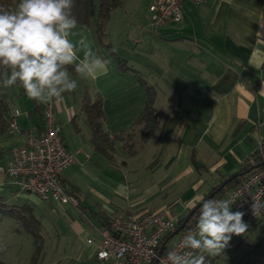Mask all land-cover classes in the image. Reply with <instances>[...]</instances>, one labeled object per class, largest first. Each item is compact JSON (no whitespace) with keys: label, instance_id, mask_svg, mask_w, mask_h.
I'll return each mask as SVG.
<instances>
[{"label":"crops","instance_id":"0c3cea01","mask_svg":"<svg viewBox=\"0 0 264 264\" xmlns=\"http://www.w3.org/2000/svg\"><path fill=\"white\" fill-rule=\"evenodd\" d=\"M123 1L121 8H131L128 10L134 18L130 25L133 29L121 35L116 44L112 13L106 27L107 39L116 53L157 90L154 105L162 118L152 133L158 142L157 150L150 155L152 160L128 157L122 142L117 141L114 162L110 163L95 152L89 128L85 124L81 128L75 123L73 126L77 112H81L84 88L92 99L100 95L104 128L111 135L129 130L147 99L133 70L119 69L96 42L93 28L76 27L74 41L87 37L93 51L111 61L108 74L96 79L72 73L80 83L79 89L75 95L67 93L64 97H78L79 111L64 99L53 102L64 146L75 155L74 163L60 180L68 189L77 191L86 216H81L76 207L71 213L66 204H44L36 195L19 190L0 172V197L11 205L31 208L40 223V234L43 214H38L36 207L47 206L45 211L53 219L63 220L77 245L75 251L80 258L74 264H105L96 259L95 244L88 243L89 239L100 241L104 218L166 211L177 221L195 210L215 186L224 184L264 142V0H203L199 4L186 0L182 20L158 29L151 26L149 6L153 0ZM78 55L82 57V53ZM140 67L146 72H141ZM147 75H155L154 83L148 81ZM7 90L12 92L14 87H6L8 94ZM21 97L20 106H10V114L15 109L22 112L16 119L17 129L10 128L0 136L1 144L8 143V137L12 142L7 145L6 165L0 164L4 169L11 162L12 147L43 133L40 116L32 113L33 100L25 93ZM11 130L15 133L12 136ZM120 185L124 187L117 194ZM227 193L219 199H227ZM92 212L98 215L96 219ZM99 217L103 220L99 221ZM256 224L263 225L264 219ZM256 224L232 239L244 240L260 226ZM174 241H168V247ZM203 255L206 261V253Z\"/></svg>","mask_w":264,"mask_h":264},{"label":"clouds","instance_id":"9594fccd","mask_svg":"<svg viewBox=\"0 0 264 264\" xmlns=\"http://www.w3.org/2000/svg\"><path fill=\"white\" fill-rule=\"evenodd\" d=\"M73 7L74 0H19L15 10L0 6V81L4 87L19 83L37 103H60L64 93L78 86L72 72L92 79L108 74L111 61L98 56L87 37L72 39L78 23ZM123 187L118 186L117 194ZM32 200L38 202L35 197ZM233 203L202 200L195 229L182 240L185 249L194 251H169V264H205L204 253L219 255L233 235L244 234L248 228L245 213L231 211ZM259 207L264 205L253 200V214Z\"/></svg>","mask_w":264,"mask_h":264},{"label":"built area","instance_id":"2783aa9c","mask_svg":"<svg viewBox=\"0 0 264 264\" xmlns=\"http://www.w3.org/2000/svg\"><path fill=\"white\" fill-rule=\"evenodd\" d=\"M184 1L153 0L149 6L153 29L168 22L179 23ZM190 1L199 4L203 0ZM21 114L20 110H14L11 129H17L16 119ZM43 119L44 132L27 137L21 146L12 147L11 162L5 169L0 167V172L6 174L19 190L36 195L46 205L56 203L76 207L77 200L66 193L60 183L62 173L74 163L75 155L64 146L53 103L45 104ZM227 200L234 202L231 211L245 213L243 220L248 226L264 219V207H259L255 214L251 208L253 200L258 205H264V164L229 190ZM175 223V217L166 211L115 216L109 229L99 231L100 241L94 243L93 239H89L88 243L95 244L96 259L105 264H150L154 260L159 264H169V251L180 254L194 251L185 249L182 240L190 230L195 229L196 224L180 234L169 249L160 247L161 240L174 229ZM198 253L195 252L196 255Z\"/></svg>","mask_w":264,"mask_h":264},{"label":"trees","instance_id":"16d2710c","mask_svg":"<svg viewBox=\"0 0 264 264\" xmlns=\"http://www.w3.org/2000/svg\"><path fill=\"white\" fill-rule=\"evenodd\" d=\"M186 1V0H185ZM19 0H0V6H3L9 10L16 5H18ZM123 6V0H74V7L72 9L73 15L77 19V27L80 28H93L94 37L96 42L104 48L107 53L112 57V59L117 63L118 67L122 71H132L134 75L138 78L141 85L147 93V99L142 113L135 120L132 127L127 131H119L114 134H110L104 128L105 115L102 108V99L100 95L95 98H91L87 89L84 88L81 97V113H83L85 122L90 131V142L96 153L106 158L108 162L113 163L114 157L113 153L115 150V143L117 141L122 142V149L130 156L135 155L147 142L148 137L154 131H156L161 123L162 113L154 105L157 95V90L155 86L150 85L144 80L134 69H132L127 61L120 57L113 46L107 39L106 27L110 21L112 11L118 7ZM95 22L94 27L91 25ZM71 71V69H70ZM75 74L74 72H72ZM77 88L72 92L79 89V81ZM18 86L19 83H17ZM21 87V86H20ZM6 87L2 85L0 81V136L7 134L10 129V123L13 119V113L10 114V105L8 104L9 97H6L5 93ZM22 94L25 93L24 89L21 87ZM64 93V94H67ZM77 93V92H76ZM34 110L43 123L44 132V119H43V109L45 104L37 103L33 100ZM74 121V120H73ZM42 134V133H41ZM40 134V135H41ZM264 164V142L255 148V150L250 153L246 159L241 164L240 168L233 173L224 184H219L215 186L211 192L205 196V199H219L221 196L233 189L236 185L242 182L248 175L260 169ZM60 183L66 193L71 195L77 200V206L81 216L85 217L83 210L81 209V204L78 200L77 191L75 189H68L60 180ZM204 200V199H203ZM201 204V203H200ZM199 204V206H200ZM199 206L195 210H190L188 214L177 220L175 227L172 231L166 234L160 242V247L163 246L165 250L169 249L167 243L170 240H177L180 234L190 229L193 225L197 223L199 216ZM0 215L2 216H13L18 218V220L25 226L29 231L32 232L34 237L41 238V234L34 232V226L39 227V222L33 215L31 208L21 205L15 206L5 202L0 197ZM98 215L92 212V218L96 219ZM99 221L103 218L99 217ZM112 219L104 218V223H102L103 228H110ZM37 227V228H38ZM102 228V229H103ZM39 230V229H38ZM178 231V232H177ZM174 241V243H175ZM0 264H7L0 261ZM31 264H38L37 259L33 258ZM150 264H159L155 260ZM205 264L207 262L205 261Z\"/></svg>","mask_w":264,"mask_h":264},{"label":"rangeland","instance_id":"374dc122","mask_svg":"<svg viewBox=\"0 0 264 264\" xmlns=\"http://www.w3.org/2000/svg\"><path fill=\"white\" fill-rule=\"evenodd\" d=\"M16 7L17 5L14 6L12 10H15ZM121 7L114 9L112 12V28L114 38H116L114 39L116 40V44L121 41V35L133 29L130 25L133 23L134 18L130 10H128L131 8H127L128 6L125 8ZM94 24L95 22L93 21L91 25L94 27ZM120 31L124 33L120 34ZM138 69L143 73L146 72L141 67ZM76 78L77 77H74L73 79ZM147 79L149 82L154 83L156 77L155 75H147ZM11 87H14V90H12V92L11 90H7L8 94L6 95V97H9L8 104L11 107L13 105L20 106L22 100L21 87L17 84ZM64 100L72 103L73 108L79 111L78 97L71 98V96H65ZM74 123L80 126V128L81 126L83 127L84 124L87 126L83 113L80 111L77 112L76 118L72 123L73 126ZM14 134V131L11 130L10 136ZM8 140L12 143L11 138L9 139L8 137ZM8 143L5 142L1 144L0 142V146L2 147V149H0V164L6 165L5 158L8 155ZM157 148L158 142L155 140V136L151 134L146 144L135 156H139L141 161H150L152 160L150 155H152ZM135 156L128 155V157L131 158ZM66 207L71 213H74V210L76 211V208L71 204H66ZM46 209L47 206L43 208V205L36 207V212L38 214H43V227L42 230H40L41 238H38V236L35 238L32 232L23 226L18 218L0 215V261L7 264H31L32 259L36 258L38 264H74L80 258L78 256L79 253L75 251L77 245L72 242L74 237L71 233H67L68 230L63 220L60 219V221H57L53 219V217L45 211ZM258 225L260 226L256 228L255 231L252 230L248 233L244 240L235 241L232 239V242H229V245L221 254L212 256L206 253L207 264H264V224ZM258 225L256 224V226ZM33 228L34 232L38 233V228L35 226ZM79 245L81 246L80 243ZM82 259H84V257H82Z\"/></svg>","mask_w":264,"mask_h":264},{"label":"water","instance_id":"95a60500","mask_svg":"<svg viewBox=\"0 0 264 264\" xmlns=\"http://www.w3.org/2000/svg\"><path fill=\"white\" fill-rule=\"evenodd\" d=\"M198 206H199V205H198ZM198 206H197V207H198ZM177 232H178V231H177Z\"/></svg>","mask_w":264,"mask_h":264}]
</instances>
